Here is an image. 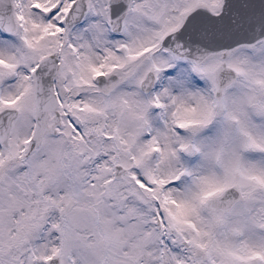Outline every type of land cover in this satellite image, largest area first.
<instances>
[{"label": "snow or ice", "instance_id": "1", "mask_svg": "<svg viewBox=\"0 0 264 264\" xmlns=\"http://www.w3.org/2000/svg\"><path fill=\"white\" fill-rule=\"evenodd\" d=\"M0 264H264V0H0Z\"/></svg>", "mask_w": 264, "mask_h": 264}]
</instances>
